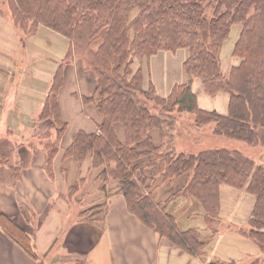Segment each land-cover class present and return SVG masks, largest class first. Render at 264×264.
<instances>
[{"label":"trees","instance_id":"trees-1","mask_svg":"<svg viewBox=\"0 0 264 264\" xmlns=\"http://www.w3.org/2000/svg\"><path fill=\"white\" fill-rule=\"evenodd\" d=\"M0 15L13 25L21 42L39 26L69 40L37 118L47 121L41 136L49 174L66 127L58 103L63 67L77 57L95 78L93 93L81 99L93 103L102 120L95 132L77 131L64 156L79 164L89 158L106 196L121 194L129 213L191 255L203 252L206 237L195 228L180 230L165 204L181 195L193 197L214 237L220 185L245 189L254 203L248 228L240 233L264 254V163H257L258 129L264 127V0H0ZM235 24L238 33L231 54L239 61L223 72L220 49ZM180 48L187 50L182 67L188 80L174 84L166 96L157 94L151 83L143 88L141 66L133 68L135 59L144 61L159 50ZM193 78L200 80L209 95L228 94L226 113L197 105ZM183 112L193 115L196 128L209 125L212 135L243 140L249 149L203 147L199 144L207 136L196 133L193 150L176 151L174 129ZM153 130L158 131L159 143ZM8 149L7 142L0 140L2 162H7ZM181 175L187 176L184 185L164 202L154 199L150 188L157 180L167 182ZM111 181L115 185L110 189ZM0 228L37 258L31 237L4 213H0ZM239 264H264V260L258 256Z\"/></svg>","mask_w":264,"mask_h":264},{"label":"crops","instance_id":"crops-1","mask_svg":"<svg viewBox=\"0 0 264 264\" xmlns=\"http://www.w3.org/2000/svg\"><path fill=\"white\" fill-rule=\"evenodd\" d=\"M68 45L66 37L44 26L21 42L13 25L0 15V140L9 146L7 162L0 160V213L25 230L37 255L31 257L0 228V264H208L229 260L246 263L260 256L256 243L240 233L248 228L254 203V197L245 189L220 185V223L214 237H208L202 208L193 197L181 195L165 204L166 212L175 218L180 230L195 228L206 237L203 252L191 255L129 213L121 194L106 196L89 158L79 164L64 156V149L77 131L95 132L102 120L95 105L81 99L93 93L95 78L77 57L63 67L58 103L66 127L50 174L47 172L45 139L41 136L47 121L37 118ZM186 56L187 51L182 48L159 50L147 60L138 61L143 88L151 83L157 94L166 96L174 84L186 82L188 77L182 67ZM237 62L232 59L230 65ZM191 88L200 108L226 113V92L209 95L198 78L192 79ZM186 113H181L175 125L176 151L187 152L197 144L195 131L184 128ZM190 116L189 125L193 128V115ZM118 134L122 139L121 127ZM152 135L159 143L158 131L153 130ZM54 136L51 130L50 138ZM259 162L264 163V127L258 129ZM186 180V175L167 182L157 180L150 188L151 194L156 201L164 202ZM114 185L111 181L107 187ZM74 186L75 190L70 192ZM103 202L105 207L84 212Z\"/></svg>","mask_w":264,"mask_h":264},{"label":"rangeland","instance_id":"rangeland-1","mask_svg":"<svg viewBox=\"0 0 264 264\" xmlns=\"http://www.w3.org/2000/svg\"><path fill=\"white\" fill-rule=\"evenodd\" d=\"M237 30H238V28H237L236 24L231 26V29H230V32H229V36L223 42V44L221 46V49H220L221 69L222 70L224 69L225 72H227V70H228L227 68H229V66H231L230 64H232V59H237L239 61L238 57H236V56L231 54L232 45L234 44V41H235L236 36H237L236 35ZM182 49L186 50L185 48H182ZM137 64H138V60L135 59L133 67H137ZM190 115H189V113L188 114L186 113V114L183 115V117H184V120H183L184 128L189 129L190 131H192V130L195 131V134L196 133H201V134L203 133L204 137L207 136V138L205 137L203 142H201V144H199V145L204 147V146H209V145L216 144V145H224V146H227L229 148H241V149H244V150H248L249 149L248 148L249 146L243 140H239V139L231 138V137H226V136H222V135H215V134L212 135L211 134V130L209 128L210 127L209 125L206 126V127H202V128H196L195 126L193 128H191V126L189 125L190 124V120H188V117H192ZM194 143H197V139H196V142L194 141ZM191 150H193V147H192V149L188 150L187 152H190ZM219 223L220 222H218V224ZM216 235H217V233H216ZM208 237H210V235ZM263 255L264 254H261L260 257H261V259L264 260V256ZM229 261L222 262V264H228ZM249 261L250 260H246L244 262L247 263ZM237 264H239V263L237 262Z\"/></svg>","mask_w":264,"mask_h":264}]
</instances>
